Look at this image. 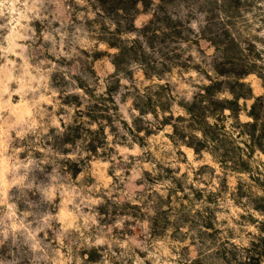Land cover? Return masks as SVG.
Listing matches in <instances>:
<instances>
[{
	"label": "rangeland",
	"instance_id": "1",
	"mask_svg": "<svg viewBox=\"0 0 264 264\" xmlns=\"http://www.w3.org/2000/svg\"><path fill=\"white\" fill-rule=\"evenodd\" d=\"M14 8L0 12V264H256L264 151L248 154L239 123L264 96V0L166 5L191 37L235 40L216 46L162 30L153 44L118 34L110 48L100 39L118 28L90 0ZM151 18L140 6L134 25ZM215 64L259 74L243 79L252 98L238 119L226 110L219 142L195 152L164 120Z\"/></svg>",
	"mask_w": 264,
	"mask_h": 264
},
{
	"label": "trees",
	"instance_id": "2",
	"mask_svg": "<svg viewBox=\"0 0 264 264\" xmlns=\"http://www.w3.org/2000/svg\"><path fill=\"white\" fill-rule=\"evenodd\" d=\"M94 6V13L96 15H103L106 24L117 26V31H105L107 35L101 37V41L106 43L110 48H120L118 34L137 33V37L132 41L133 44L142 42V37L149 44H153L155 38L159 37L157 32L162 31L167 38L174 37L178 42L184 44L199 45L200 40H205L210 44H226L234 42V39H223L219 41L217 37L219 34L207 33V31L200 30L195 35L186 32L191 31L189 20L185 21L184 16L170 15L167 11L166 5L177 0H159L158 4H154L152 0H90ZM140 6L143 10L149 12L152 18L147 24L137 29L134 25L135 17L140 13ZM108 18V20H107ZM105 22V21H104ZM208 23V22H207ZM163 25V27L161 26ZM107 29V28H106ZM174 31L172 34H167L165 31ZM227 36L226 32L222 33ZM222 36V37H223ZM144 42V40H143ZM228 47L224 46L222 49V57L225 58L228 54ZM116 57L113 63L116 68L118 64ZM213 71L216 77L208 76L207 84L199 86L198 91L193 96L192 100L182 105L183 114L173 117L171 114L165 117L164 125H169L173 133L177 136L180 143L184 146L192 148L195 152H199L201 148H207L208 145L219 142L215 132L220 129L221 116L228 110L235 118L239 117V100L252 98V90L250 86L243 81V79L250 73L257 72L250 69H236L234 66L226 67L224 64H215ZM264 78V75L260 73ZM229 94V98H221L222 94ZM264 96L255 98V102L251 106L248 113L251 121L239 123L241 128L245 131L242 134L247 136L245 139V146L248 154H251L255 149L260 148L264 151V114H261V107H263ZM137 109L141 114L151 112L153 115L155 111H144ZM199 132L201 137L197 138L191 132ZM173 134V135H174ZM172 135V137H174ZM96 147L90 149L95 150ZM257 263L261 264L264 260V223L262 224L261 234L257 239Z\"/></svg>",
	"mask_w": 264,
	"mask_h": 264
},
{
	"label": "clouds",
	"instance_id": "3",
	"mask_svg": "<svg viewBox=\"0 0 264 264\" xmlns=\"http://www.w3.org/2000/svg\"><path fill=\"white\" fill-rule=\"evenodd\" d=\"M16 3H18V0H11V4H10V0H0V12H3L5 7H11L12 11H14L15 10L14 5Z\"/></svg>",
	"mask_w": 264,
	"mask_h": 264
}]
</instances>
